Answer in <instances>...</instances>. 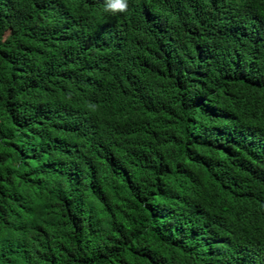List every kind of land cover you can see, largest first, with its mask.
<instances>
[{"label": "trees", "instance_id": "1", "mask_svg": "<svg viewBox=\"0 0 264 264\" xmlns=\"http://www.w3.org/2000/svg\"><path fill=\"white\" fill-rule=\"evenodd\" d=\"M0 0V264H264V0Z\"/></svg>", "mask_w": 264, "mask_h": 264}, {"label": "clouds", "instance_id": "2", "mask_svg": "<svg viewBox=\"0 0 264 264\" xmlns=\"http://www.w3.org/2000/svg\"><path fill=\"white\" fill-rule=\"evenodd\" d=\"M127 8V0H108L105 10H111L113 13L117 10L124 11Z\"/></svg>", "mask_w": 264, "mask_h": 264}]
</instances>
